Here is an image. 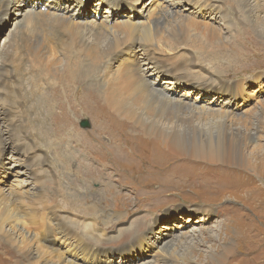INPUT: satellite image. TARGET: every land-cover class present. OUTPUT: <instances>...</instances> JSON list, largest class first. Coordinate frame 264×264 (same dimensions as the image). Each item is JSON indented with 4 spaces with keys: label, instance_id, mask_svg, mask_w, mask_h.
I'll return each instance as SVG.
<instances>
[{
    "label": "bare ground",
    "instance_id": "obj_1",
    "mask_svg": "<svg viewBox=\"0 0 264 264\" xmlns=\"http://www.w3.org/2000/svg\"><path fill=\"white\" fill-rule=\"evenodd\" d=\"M139 1L0 0V16H7L9 8L16 4L15 11L22 16L27 25L36 30L28 35L21 27H14L9 31L7 41L0 45V94L3 92L6 98L13 100L15 107L30 103L29 107L26 106L25 111H27L41 107L38 96L49 86L50 80L46 78L48 74H51L53 80L58 77L60 79L65 78L64 74L72 71L73 68H76L78 72L86 73V75L92 73L94 77L87 79L86 83L91 88L96 89L99 94L100 105L108 107L117 116L116 119L121 120H117L118 122L132 124L141 131L145 140L152 143V145L155 144V141L160 143L167 150V155L169 151L178 158L193 160L194 163H197L196 166L198 165L202 169L204 168L202 164L210 166L221 177H223L224 170H226L225 166L236 167L239 170L253 173L254 176L256 175L255 177H260L255 171L242 166L239 167V165L251 167L252 164V168L254 166V168L264 166L261 163L262 159L259 158V154L264 151V146L259 147V144H257V146H253L250 154L245 152L249 142L258 139L254 138L253 134L259 131L262 124L264 104H262L263 106L259 111H251V109L245 115V117L248 116L247 119H234L232 112L235 110L229 107L235 103L239 96L238 93L240 94V92L237 93L239 86L234 85L235 81L230 83V81L223 79V76L218 72H214L212 76L211 74H205L203 66L196 64L193 60L203 63L198 59V56H202L200 52L204 48H210L213 51V49L222 47L223 39L219 37L218 31L213 25L217 20L223 22L228 30L234 31V41L241 34V30L237 28L244 27L246 23L252 26L260 36H264V5H260L263 2L261 0H184V3L190 2L188 5L191 6L206 7L204 10L209 11L207 18L209 23L203 25L192 20H176L172 24L174 28L168 33L170 37H167L162 36L161 26L168 19H173L174 14L178 15L177 4L180 1L177 3L166 1L168 8L165 11L167 12L159 15L157 19L154 18L149 21L146 20L145 15L147 8L143 5V8H137L140 5ZM154 1L151 0V4ZM128 2L130 8L123 10L122 6L124 7ZM21 5L24 6L21 7ZM41 5L43 6L38 9ZM27 6H30V8ZM20 7L21 10L18 9ZM5 8H7V11L4 13ZM91 8L92 10H90ZM49 9H51L50 12H43ZM101 11L103 12L100 13ZM114 12L120 15L121 18L119 17L117 24L110 25L109 16ZM101 14L104 16L99 18ZM83 15L93 18V25L87 23L89 20L82 21L81 16ZM78 17H80V20L76 19ZM189 31L205 32V37L203 39H193L188 36ZM41 37L47 38V44L44 47H42L44 44L41 45L42 42H40ZM196 40H203V42L198 43L195 42ZM261 41L264 42V37L261 38ZM62 43L65 47L61 50L65 53L57 50ZM187 44H190V46ZM170 45H172V49H170ZM127 48L131 49L129 52H125V58L118 64L110 65L113 60L112 57L115 55L114 52L118 51V54ZM171 51H176L175 56L171 58L172 60H165L160 57L161 55L159 56V54L166 56V53ZM210 51L209 54L214 56ZM50 54L61 55L60 57L65 59L63 70L51 68L56 63L51 60V57H47ZM206 58L208 64L218 59L210 55ZM204 61L206 60L204 59ZM137 64L141 67H138ZM112 68H115V70ZM162 75L171 76V79L163 83L164 86H161L159 82ZM263 75L260 74L259 76ZM190 76H193V80L196 81L192 89L198 90L202 94L214 96L215 99H221L216 101V107L211 108L208 104L205 106L195 104L197 98L191 101L193 93L190 91L183 92L180 96L175 97L177 95L176 88L182 87L184 83L189 84V81L183 79ZM72 77L76 81H82V76H79V78ZM29 78L32 79H30L32 81L31 85L27 84ZM55 82H59V80L57 79ZM188 99L190 103H188ZM46 102L47 99L44 104ZM0 110V116H2L0 120L9 132L8 136L0 137V153H2V148L9 146L12 155L8 159L12 163H8V167L13 170L14 178L19 181L16 190H9L7 187L6 189H0V238L12 245L16 253L20 255L21 260L16 261V263L123 264L114 261V259L121 260L124 258L123 251L119 249L113 251L107 246L112 239H118L120 234H117L116 237H108L106 234L107 228H100L99 225L95 227L96 224H92L93 215H89L87 219H81L74 215L73 211L65 209L70 206L80 209L81 206L77 202H64L61 210L65 209L66 212L61 215L65 216H57L56 206L53 205L50 199L54 196L49 192L50 189L47 190L42 185L43 179L41 178L40 168L36 166L30 168L26 161L28 160L31 164L32 161H37L34 159L35 157L31 159V157L38 155H35L38 148L32 147L34 137L23 134L21 129L17 134H14L13 128H19L22 124L19 123V126H16L17 121L13 120L12 122L10 119L12 111L8 104H1ZM21 116L24 118V112L21 113ZM231 119L234 120L232 123H230ZM228 122L230 123L229 126L227 125ZM2 131L0 130V135L6 132ZM29 140L30 143H28ZM25 146H28V148ZM155 148L157 149L156 144L154 151ZM93 154L98 155V149ZM20 155H23V160ZM146 158L151 159V156L146 155L145 159L142 160L146 161V167L149 166L154 169L155 166L149 163ZM152 159L156 158L152 156ZM251 160H255L256 163L251 162ZM186 164L188 163L186 162ZM145 165L146 173L154 174L153 170L149 171ZM218 165L224 167L220 168ZM110 168L121 173L118 164ZM22 169L25 173H21ZM168 169L172 168L169 167ZM65 171L70 173L69 170L65 169ZM79 172L81 171L79 170ZM164 173L172 180L176 178L167 169ZM200 174L203 179L195 177L198 174L189 179L195 181L191 190L198 192V188L204 185H210L213 189L216 188L219 191L223 190L218 185L221 181L213 182L214 176H212L213 172L211 170ZM9 175L10 173L7 172L6 176L9 177ZM207 175H211L213 178L204 179ZM246 176L249 177V174L246 173ZM162 182L167 185L166 179H163ZM149 200L147 198V201ZM157 200L151 203L154 204ZM167 201L168 198L165 199L164 203ZM149 206L150 203L144 204V207ZM140 207L142 206L139 205L137 208ZM127 209L124 208V210ZM81 211L77 214H80ZM101 218L104 221L109 216H101ZM148 220H141L139 223L135 221L131 223L129 228L125 229L127 231L125 234L129 236L130 241L123 245L129 253L133 251L131 249L136 248L148 252L155 250L152 255L154 258L157 256L158 250L163 253L162 260H159V263L157 259L151 257L149 261H143L141 264H174L176 260L177 262L182 261L185 252L188 256L194 254L197 251L196 247L200 243L203 244L205 239L216 242L215 239H211L212 237L207 232L198 231V233L191 234L189 237L182 233L174 240L164 241L160 244L158 237L152 233L155 221L154 219ZM66 229L71 230L70 234L66 233L69 232ZM202 232L207 235L204 239L199 237ZM53 239L59 240L57 245L53 243ZM221 241L226 244L219 254L209 255L211 264H218L223 258L234 254L229 244L231 240L222 239ZM193 242H195L194 245L190 246ZM178 248L182 250L181 253L176 252ZM258 252L259 250L256 249L245 253L255 256ZM179 254H181V257ZM195 255H197L195 261L198 262L201 256L199 254ZM0 260L4 261L1 258ZM184 263L185 261H182L181 264Z\"/></svg>",
    "mask_w": 264,
    "mask_h": 264
},
{
    "label": "rangeland",
    "instance_id": "obj_2",
    "mask_svg": "<svg viewBox=\"0 0 264 264\" xmlns=\"http://www.w3.org/2000/svg\"><path fill=\"white\" fill-rule=\"evenodd\" d=\"M166 1L174 3L180 1V4H177V8L179 9L178 15L174 14L173 19H166L167 21L161 26L162 36L170 37L168 33L174 28L172 24L176 20H192L203 25L209 23L207 19L209 11L204 10L206 7L191 6L188 5L190 2L184 3V0H155L152 4L151 0H140V5L137 8H147L145 15L146 20L149 21L154 18L157 19L159 15L167 12L165 11L168 8ZM261 1L263 3L260 5H264V0ZM15 5L16 4H13L9 8L7 16H0V45L7 41L8 33L14 27H21L28 35L36 31L32 26L27 25L24 19H22V16L15 11ZM43 5L37 8L40 9ZM22 6L24 5H21V7ZM21 7L18 9L21 10ZM27 7L30 8V6ZM127 8H130L129 2L124 7L122 6L123 10ZM50 10L51 9L43 12H50ZM90 10H92V8ZM6 11L7 8H5L4 13ZM102 12L103 11L100 13ZM115 13L116 12L109 16L110 25L117 24L116 22L119 20L120 15ZM100 16L103 17L104 15H99V18ZM76 19L80 20V17ZM81 20L84 22L89 20L87 23L93 25V18L90 16L83 15L81 16ZM213 25L216 31H218L219 37L223 39V48H216L215 50L213 49V51L210 48H204V50L200 52L202 56H198V59L203 61V63L196 62V60L193 61L203 66L205 74H211L212 76L214 72H218L223 76V79L230 81V83L235 81L234 85L239 86L237 93L240 92L241 95L238 93V98L229 108L235 110L232 112L234 119H247L248 116L245 117V115L249 113L251 109V111H259L263 106L262 104H264V75L261 77L259 76L260 74H264V42L261 41V38L264 36H260L259 33L255 32L252 26L246 23L244 27L237 28L241 30V34L239 38L234 41V31L228 30L223 22L217 20ZM188 36L193 39H203L205 37V32L189 31ZM110 37L109 35V38ZM41 40V45L44 44L42 45V47H44L45 44H47V38L41 37ZM256 41L263 43H258ZM195 42L201 43L203 40H196ZM231 43L232 45H230ZM187 45L190 46V44ZM63 47L65 46L62 43L57 50L65 53V51L61 50ZM130 49L131 48H127L118 54V51L114 52L115 55H113V60L110 65L121 62V60L125 58V52H129ZM170 49H172V45H170ZM209 51L214 54V56L209 54ZM175 52L171 51L167 52L166 56L162 54H159V56L161 55L160 57L165 60H172L171 58L175 56ZM208 55L218 59L208 64V59L206 58ZM60 56L51 54L47 56L48 58L51 57V60L56 63L51 68L55 70H63L65 68L63 66L65 59H62ZM204 59L206 61H204ZM137 66L141 67L139 64H137ZM112 69L115 70V68ZM64 76L65 78L63 79L58 77L52 80L51 74H48L46 78L50 80L49 86L47 89H44L45 91H43L42 94H39L40 97L38 96V98H40L41 107L29 109L27 110L28 112L25 110L26 106L29 107L30 103L15 107L13 100L6 98L3 92L0 94V109L1 104H8L12 111V114H10L12 122L13 120L17 121L16 126H19V123L22 124L19 128H13L14 134H17L21 129L23 134L34 137L32 147L38 148L35 152V155H38L31 157V159L35 157L34 159L37 161L31 160L32 164L31 162L29 163L28 160L26 161L30 168L34 166L40 168L39 170L42 174L41 178L43 179L42 185L47 190L50 189L49 192L54 196L50 197V199L53 205L56 206L57 216H65L61 214L66 212V210L73 211L74 215L81 219H87L89 215H93L92 224H96L94 225L95 227L99 225L100 228H107L106 234L108 237H116L117 234H120L118 239H112L111 242L107 244V246L111 248L110 250L116 251L119 249L123 251L122 254L125 255L123 259H114L117 263L141 264L143 261H149L151 259L155 250L148 252L136 248L131 249L133 251L129 253L128 249L123 244H127L130 241L129 236L125 234V232H127L125 229L129 228L131 223L135 221L139 223L141 220L146 221L149 219L148 221H150V219H154L155 226L152 227V233L158 237L160 244L164 241L174 240L182 233H185L186 236L189 237L191 234L198 233V231L207 232L212 237L211 239L216 240V242H214L205 239L203 244L200 243L198 247H196L197 251L190 256L185 252L181 259L185 261L184 264H211L209 255L219 254L226 244L221 241L222 239L231 240L229 244L234 254L223 258L218 264H264L263 165L257 168H254V166V169L252 168V164L251 167L239 165V167L242 166L243 168L255 171L260 177H255L256 175L254 176L251 172L248 173L232 166H225L226 170H224L223 177H221L214 169H211L212 167L205 164H202L204 166L202 169L198 167V165L196 166L197 163H194L195 161L193 160L178 158L169 151L168 156L167 150L156 141L155 144L157 149L155 148L156 150L154 151L155 144L152 145V143L145 140L141 131L132 124L124 121H122L124 123L118 122L117 120H121L116 119L117 116H115L108 107L100 105L99 94L96 89L91 88L86 83L87 79L94 77L92 73L86 75V73L78 72L76 68H73L72 71L64 74ZM72 76L76 78L82 76V81H76ZM193 78V76H190L183 79L184 81H189V84L184 83L182 87H177V95L175 97L180 96L183 92L190 91L193 93L191 95V101L197 98L195 104L202 106L208 104L211 108L216 107V101H220L221 99H215L214 96L205 93L202 94V92L192 89L194 87L193 85H195L194 82H196ZM30 79L31 78L27 80L28 85L30 83L32 84ZM57 79L59 82H55ZM169 79H171V76L162 75L159 81L161 86H164L165 84L163 85V83ZM182 88H184V90H182ZM220 96L226 97L225 95ZM23 97L25 98L24 95ZM46 99L47 102L44 104ZM188 101V103H190L189 99ZM43 104L44 106H42ZM23 112L24 118L21 116ZM5 117H7V115H5ZM262 118L259 131L253 134V137L258 139L257 141L249 142L246 146L245 152H247V154H250L253 146H257V144H259V147L264 146V115ZM233 121L234 120L231 119L230 123ZM84 123L88 125L87 129L82 128ZM230 123L228 122L227 125ZM0 130L6 131L3 135H0L1 138L8 136V128L3 126L1 120ZM39 139L40 141H38ZM28 143H30V140ZM25 147L28 148V146ZM97 149L99 154L94 155L93 153ZM11 155L12 153L9 146L2 148V153H0V189H6L7 187L9 190H16L19 184V181L13 176V170H10L8 167V163L11 162L8 158L11 157ZM146 155L151 156V159L146 158V160L155 166L154 169L149 166L146 167V161H142L145 159ZM259 155V158L262 159L261 163L264 164V151ZM152 156L156 159H152ZM20 158L23 160V155H20ZM186 162L188 164H186ZM251 162L256 163L255 160H251ZM116 164H118L121 173L110 168ZM144 165L149 171L153 170L154 174L146 173ZM218 166L220 168L224 167L223 165ZM169 167L172 169H168ZM65 169L69 170L70 173H67ZM165 169H167L168 172H172L173 176L177 179L173 178V181L171 178L165 176ZM79 170L81 172H79ZM208 170L213 172L212 176H214V178L211 175H207L204 179L208 180L213 178L214 183L221 181L218 185H220V188L223 190L219 191L216 188L213 189L210 185L199 187L198 192L191 190L195 181H190L189 179L195 174H198L195 177H201L203 179L200 173L208 172ZM7 172L10 173L9 177L6 176ZM245 172L249 174V177L246 176ZM21 173H25L23 169ZM22 178L24 179L25 177ZM163 179H166L168 187L162 182ZM185 179H187V181H185ZM49 186L53 187L50 188ZM57 187L59 188L57 189ZM147 198L150 200L147 201ZM167 198L168 201L164 203ZM156 199H158L156 203H151ZM67 201L77 202L81 208L77 209L76 207L73 208L70 206L69 208H65L66 210H61V206ZM149 203V207H144V204ZM139 205L142 207L137 208ZM124 208L128 209L124 210ZM80 211L81 213L77 214ZM101 216H109V218L103 221ZM140 227H142V225H140ZM67 231L69 232L66 233L70 234L71 230ZM203 232L199 237L204 239L207 235ZM58 242L59 240L53 239L55 245H57ZM194 243L195 242L190 246H193ZM256 249L259 250V252L255 256H250L249 253H245L247 251L252 252ZM176 252L181 253L182 250L178 248ZM195 254L201 256L198 262L195 261L197 256ZM179 255L181 257V254ZM162 256L163 253L161 250H158L157 256L152 258L157 259L159 263V260H162ZM0 258L4 260H0V264H19L16 263V261L21 260L20 255L16 253L13 246L3 241L1 238ZM182 261L179 260L177 262L176 260L174 264H181Z\"/></svg>",
    "mask_w": 264,
    "mask_h": 264
},
{
    "label": "water",
    "instance_id": "obj_3",
    "mask_svg": "<svg viewBox=\"0 0 264 264\" xmlns=\"http://www.w3.org/2000/svg\"><path fill=\"white\" fill-rule=\"evenodd\" d=\"M82 128H83V129H86V128H88V125H87L86 123H84V124L82 125Z\"/></svg>",
    "mask_w": 264,
    "mask_h": 264
}]
</instances>
